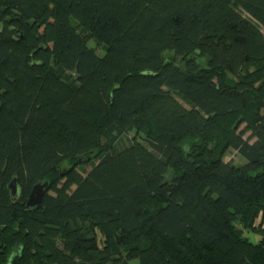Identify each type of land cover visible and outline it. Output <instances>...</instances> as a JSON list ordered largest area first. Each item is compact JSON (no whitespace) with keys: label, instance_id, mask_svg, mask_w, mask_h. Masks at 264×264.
Wrapping results in <instances>:
<instances>
[{"label":"trees","instance_id":"obj_1","mask_svg":"<svg viewBox=\"0 0 264 264\" xmlns=\"http://www.w3.org/2000/svg\"><path fill=\"white\" fill-rule=\"evenodd\" d=\"M0 264H264V0H0Z\"/></svg>","mask_w":264,"mask_h":264},{"label":"water","instance_id":"obj_2","mask_svg":"<svg viewBox=\"0 0 264 264\" xmlns=\"http://www.w3.org/2000/svg\"><path fill=\"white\" fill-rule=\"evenodd\" d=\"M10 194L13 200H16L19 196V186L17 184V179L12 178L8 184ZM47 191V183L46 182H38L33 185L31 191L27 197L25 202L26 207H34L41 203L42 198Z\"/></svg>","mask_w":264,"mask_h":264},{"label":"rangeland","instance_id":"obj_3","mask_svg":"<svg viewBox=\"0 0 264 264\" xmlns=\"http://www.w3.org/2000/svg\"><path fill=\"white\" fill-rule=\"evenodd\" d=\"M88 44H89V46L94 47V49L96 50V52L98 54L102 53V48H100V45H96V43L93 42V41H89ZM139 135L142 136L143 132L141 131L139 133ZM132 136H133V133L125 134V136L122 138V140H120L121 142H119L117 145L118 146L126 145L127 144V139H129V137H132ZM89 161H88V163L83 165L84 169H89V167H90ZM224 161H228V162H231V163H233L235 165H239V164L244 162V159L241 158L234 150H228L226 155H225V157H224ZM245 235L247 236L249 241L254 242V243L257 242L260 239V235L256 234V233L250 232V233H245Z\"/></svg>","mask_w":264,"mask_h":264}]
</instances>
